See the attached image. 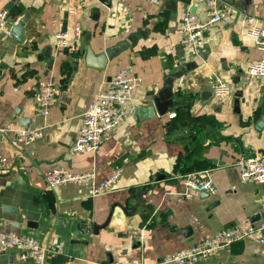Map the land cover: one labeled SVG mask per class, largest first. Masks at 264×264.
I'll return each instance as SVG.
<instances>
[{"label":"crops","instance_id":"0c3cea01","mask_svg":"<svg viewBox=\"0 0 264 264\" xmlns=\"http://www.w3.org/2000/svg\"><path fill=\"white\" fill-rule=\"evenodd\" d=\"M226 3L228 22L211 24L192 51L181 45L179 26L192 7L189 0H174L173 10L147 0H0L12 25L29 15L23 42L0 33V156L6 158L0 207L19 209L0 214L1 232L30 235L44 247L58 248L47 264H177L160 261L217 230L264 217V186L241 182L238 171L240 159L257 151L264 155V124L255 128L264 116V77L245 73L262 53L241 34L243 15L264 24V0ZM204 8L198 3L194 13L202 18ZM73 22L82 26L81 39L56 49L55 34ZM123 41L128 48L100 66L103 49ZM122 67L141 79L127 118L95 153L74 152L87 105ZM214 76L235 84L227 100L212 95ZM48 81L55 100L44 117L34 95ZM165 88L174 101L165 112H134ZM21 127H41V136L19 142L15 131ZM57 168L93 172L97 181L115 169L121 174L111 191L88 196L74 184L47 188L43 174ZM202 169L209 170L214 194L186 190L174 178ZM125 203L124 211L119 205ZM106 219L96 234L75 235L77 224ZM0 264L30 263L9 247L0 252ZM193 264H264V245L250 235Z\"/></svg>","mask_w":264,"mask_h":264},{"label":"built area","instance_id":"2783aa9c","mask_svg":"<svg viewBox=\"0 0 264 264\" xmlns=\"http://www.w3.org/2000/svg\"><path fill=\"white\" fill-rule=\"evenodd\" d=\"M159 5L162 0H147ZM203 3V17L187 10L180 21V42L184 48L196 51L201 38L207 28L213 23H227L231 8L223 0H189V5L197 6ZM241 34L247 41L256 47L262 57L248 63L245 67L247 76L264 77V24L261 18L253 15H243L241 19ZM12 21L7 9L0 10V33L10 35ZM82 36V26L73 22L71 27L59 30L55 34V48H71ZM141 79L130 67L120 68L109 81L105 90L99 91L87 105L83 113L78 133L72 143V150L76 153H95L102 142L127 118L130 100L134 89L139 86ZM212 95L219 100L231 97L235 84L226 79L214 76L209 80ZM38 114L44 117L48 114V106L55 100V89L51 81L41 85L34 95ZM174 113H170L173 116ZM19 142L29 143L41 136V127H21L15 131ZM6 158L0 156V173L5 171ZM239 180L243 183L254 182L264 186V155L258 151L238 161ZM121 174V169H115L105 179L96 180L93 172H72L65 169H51L43 176L47 188L52 189L65 184H74L83 187L88 196H98L112 190L113 183ZM182 182L186 190L214 194L216 188L209 178V170L202 169L186 173H179L174 177ZM264 211V200L261 205ZM250 235H256L260 244L264 245V217L247 225H234L215 231L207 238L191 244L179 251L164 256L160 263L193 264L205 260L231 243L243 240ZM144 234L139 235L143 239ZM9 247L18 250L21 261L30 264H47L48 258L59 249L44 247L30 235H21L0 231V252ZM116 264H143L141 261H125Z\"/></svg>","mask_w":264,"mask_h":264},{"label":"water","instance_id":"95a60500","mask_svg":"<svg viewBox=\"0 0 264 264\" xmlns=\"http://www.w3.org/2000/svg\"><path fill=\"white\" fill-rule=\"evenodd\" d=\"M228 3H234V0H224ZM164 5H167V8L174 9V0H162L160 3V6L163 7ZM8 6V5H7ZM189 11L194 12L195 11V6H192ZM29 18L28 14L23 15L20 17L12 26L10 30L11 36L16 39L19 42H23L25 39L24 35V26ZM128 48V43L126 41L117 43L115 45L109 46L105 49H103L102 54L99 55L100 60V66L106 64L107 61H111L112 59L116 58L121 54L124 50ZM51 62V61H49ZM102 64V65H101ZM2 73V69L0 68V75ZM239 94H236V99L234 101V110L239 113ZM173 98H172V92L169 91V89H163L157 94H154L150 100V104L146 108H138L134 109V112H137L139 116H141L143 113L144 115H152L155 111L157 113H163L167 110V108L173 104ZM22 125L27 126V121L22 120L21 123ZM264 124V116L261 117L260 121L257 122L255 125L256 129H260ZM1 136V134H0ZM249 153H255V151L248 150ZM201 195L207 196L208 193L206 192H201ZM124 211L128 208L127 203L124 205H119ZM1 213H14L18 214L19 209L16 207H11L8 205H1L0 207V214ZM109 219V218H108ZM108 219L103 224H97V223H87V222H81L77 224L76 226V231L75 235H83L84 237H88L91 234H96L100 229L106 227L108 224ZM7 224H11L14 226H20L19 223H14L10 221H6Z\"/></svg>","mask_w":264,"mask_h":264}]
</instances>
